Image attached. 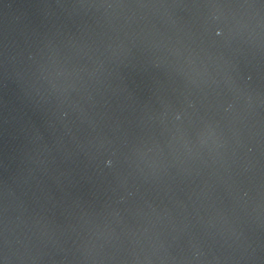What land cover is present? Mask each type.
I'll return each instance as SVG.
<instances>
[{"label":"water","instance_id":"95a60500","mask_svg":"<svg viewBox=\"0 0 264 264\" xmlns=\"http://www.w3.org/2000/svg\"><path fill=\"white\" fill-rule=\"evenodd\" d=\"M0 264H264V0H0Z\"/></svg>","mask_w":264,"mask_h":264}]
</instances>
